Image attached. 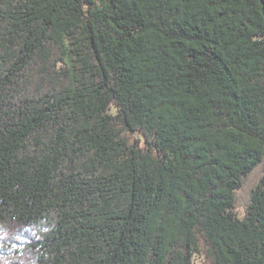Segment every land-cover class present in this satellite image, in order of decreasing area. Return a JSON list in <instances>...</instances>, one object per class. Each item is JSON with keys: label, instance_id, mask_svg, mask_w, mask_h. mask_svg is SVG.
I'll return each instance as SVG.
<instances>
[{"label": "trees", "instance_id": "obj_1", "mask_svg": "<svg viewBox=\"0 0 264 264\" xmlns=\"http://www.w3.org/2000/svg\"><path fill=\"white\" fill-rule=\"evenodd\" d=\"M195 261L264 264V0H0V264Z\"/></svg>", "mask_w": 264, "mask_h": 264}, {"label": "rangeland", "instance_id": "obj_2", "mask_svg": "<svg viewBox=\"0 0 264 264\" xmlns=\"http://www.w3.org/2000/svg\"><path fill=\"white\" fill-rule=\"evenodd\" d=\"M260 177L261 170L257 169L245 180L243 187L236 192L235 206L240 216L244 215L246 205L251 195V191L256 188L257 184L259 183ZM195 264L198 263L195 261Z\"/></svg>", "mask_w": 264, "mask_h": 264}]
</instances>
